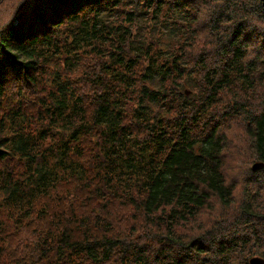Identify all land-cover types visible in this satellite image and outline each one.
Wrapping results in <instances>:
<instances>
[{
	"label": "trees",
	"instance_id": "obj_1",
	"mask_svg": "<svg viewBox=\"0 0 264 264\" xmlns=\"http://www.w3.org/2000/svg\"><path fill=\"white\" fill-rule=\"evenodd\" d=\"M0 58V264L264 258L260 0H0Z\"/></svg>",
	"mask_w": 264,
	"mask_h": 264
},
{
	"label": "rangeland",
	"instance_id": "obj_2",
	"mask_svg": "<svg viewBox=\"0 0 264 264\" xmlns=\"http://www.w3.org/2000/svg\"><path fill=\"white\" fill-rule=\"evenodd\" d=\"M254 164V163H253ZM244 171V170H243ZM242 169L241 168H239V169H237V171H236V173H233L234 175H237V176H239V174H241L242 175ZM236 181H237V179H235ZM240 190L241 189H239V188H237L236 189V192H235V204L233 205V206H235L234 208H236V206H237V204H238V202H239V194H240ZM230 210H231V208H230ZM221 218L220 217H218L216 220H213V222L211 223V224H213V225H217L218 227H221V226H223V225H230L231 224V222H232V220H233V218L232 219H230V217H227V219L228 220H226V222L224 223V224H219L220 223V220ZM210 224H208V222L205 220L204 222H203V228L202 229H204L205 227H208ZM212 225V226H213ZM201 229V230H202ZM201 230H192V231H200L201 232ZM252 257H262V256H259V255H252V256H250V258H252ZM249 258V259H250ZM263 258V257H262ZM249 259H248V261H249ZM264 259V258H263Z\"/></svg>",
	"mask_w": 264,
	"mask_h": 264
},
{
	"label": "water",
	"instance_id": "obj_3",
	"mask_svg": "<svg viewBox=\"0 0 264 264\" xmlns=\"http://www.w3.org/2000/svg\"><path fill=\"white\" fill-rule=\"evenodd\" d=\"M260 2L264 6V0H260ZM262 164V162L255 163L253 164V168H257ZM249 264H264V259L262 257H252L249 259Z\"/></svg>",
	"mask_w": 264,
	"mask_h": 264
},
{
	"label": "bare ground",
	"instance_id": "obj_4",
	"mask_svg": "<svg viewBox=\"0 0 264 264\" xmlns=\"http://www.w3.org/2000/svg\"><path fill=\"white\" fill-rule=\"evenodd\" d=\"M29 4H30V1H29ZM25 7H26V5H25ZM29 7H30V5H29ZM28 8V7H27ZM41 8V7H40ZM27 10H29V9H27ZM27 43V42H26ZM28 49V48H27ZM1 59V58H0ZM3 60V59H2ZM4 61V60H3ZM0 62H2V61H0ZM10 62V61H9ZM7 63V62H6ZM4 64V63H3ZM9 64V63H8ZM13 64V63H12ZM1 65V64H0ZM12 66V65H11ZM1 67V66H0ZM6 67V66H5ZM7 68V67H6ZM3 70H4V67H3ZM8 70V69H7ZM6 73V72H5ZM5 75V74H4ZM40 77V76H39ZM46 78V77H45ZM44 80V79H43ZM41 82V81H40ZM78 84H80V83H78ZM82 86V85H81ZM80 88V87H79ZM84 90V89H83ZM66 138V137H65ZM122 141V140H121ZM124 144H125V142H124ZM122 145V144H121ZM84 148L83 149H85L86 147L85 146H83ZM86 150V149H85ZM85 150H83V151H85ZM88 151V150H87ZM86 152H84L83 154L84 155H86L85 154Z\"/></svg>",
	"mask_w": 264,
	"mask_h": 264
}]
</instances>
